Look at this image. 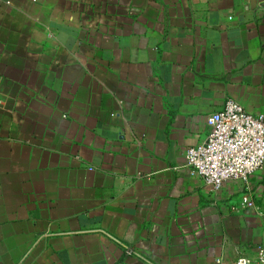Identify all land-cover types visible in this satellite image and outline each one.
I'll return each instance as SVG.
<instances>
[{"label":"crops","instance_id":"0c3cea01","mask_svg":"<svg viewBox=\"0 0 264 264\" xmlns=\"http://www.w3.org/2000/svg\"><path fill=\"white\" fill-rule=\"evenodd\" d=\"M264 115V0H0V264H231L264 247V164L185 162Z\"/></svg>","mask_w":264,"mask_h":264},{"label":"built area","instance_id":"2783aa9c","mask_svg":"<svg viewBox=\"0 0 264 264\" xmlns=\"http://www.w3.org/2000/svg\"><path fill=\"white\" fill-rule=\"evenodd\" d=\"M206 127L205 142L188 149L185 162L190 173L200 178L211 191H219L227 181L245 182L261 169L264 164V115H251L228 100L221 111L207 117ZM240 205L264 218V199L258 206L246 194ZM231 264H264V247L257 246L251 257L239 254Z\"/></svg>","mask_w":264,"mask_h":264}]
</instances>
